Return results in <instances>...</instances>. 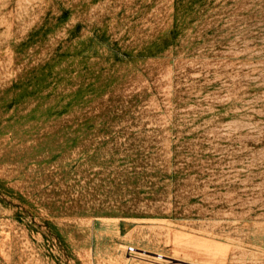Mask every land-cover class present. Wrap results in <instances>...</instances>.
I'll use <instances>...</instances> for the list:
<instances>
[{"label":"rangeland","instance_id":"374dc122","mask_svg":"<svg viewBox=\"0 0 264 264\" xmlns=\"http://www.w3.org/2000/svg\"><path fill=\"white\" fill-rule=\"evenodd\" d=\"M264 264V0H0V264Z\"/></svg>","mask_w":264,"mask_h":264},{"label":"bare ground","instance_id":"6f19581e","mask_svg":"<svg viewBox=\"0 0 264 264\" xmlns=\"http://www.w3.org/2000/svg\"><path fill=\"white\" fill-rule=\"evenodd\" d=\"M156 259H161V260H165L167 262H171L172 264H178V263H175L173 262L172 260H168L165 257V255L161 254V253H155V256H154Z\"/></svg>","mask_w":264,"mask_h":264}]
</instances>
